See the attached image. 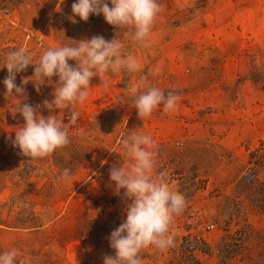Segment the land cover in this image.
Returning a JSON list of instances; mask_svg holds the SVG:
<instances>
[{
	"label": "rangeland",
	"instance_id": "1",
	"mask_svg": "<svg viewBox=\"0 0 264 264\" xmlns=\"http://www.w3.org/2000/svg\"><path fill=\"white\" fill-rule=\"evenodd\" d=\"M74 2L0 0V253L19 249L18 259L31 264L115 257L109 237L126 219L128 200L110 171L127 166L121 141L135 131L153 137L156 170L165 169L186 200L170 225L173 246L145 245L143 264H264V0H159L148 47L102 14L73 20ZM93 36L119 39L141 70L105 74L107 91L93 77L82 105L52 113L70 143L44 158L23 155L13 143L24 123L11 112L19 97L3 84L7 54L25 47L38 62L49 46ZM34 68L17 73L16 84ZM56 80L39 91L29 81L21 103L48 116L43 102L53 99ZM137 82L141 91L177 92V106L142 120L131 95ZM74 110L81 116L71 124ZM65 169L70 181L61 180Z\"/></svg>",
	"mask_w": 264,
	"mask_h": 264
},
{
	"label": "clouds",
	"instance_id": "2",
	"mask_svg": "<svg viewBox=\"0 0 264 264\" xmlns=\"http://www.w3.org/2000/svg\"><path fill=\"white\" fill-rule=\"evenodd\" d=\"M159 11V0H75L72 19L79 16L87 21L90 15L102 14L108 24L119 29H130L131 39L142 47H148ZM75 42L47 47L38 62H34V55L25 47L13 50L6 56L3 67L7 68L8 76L3 84L8 96L19 97V103L13 105L11 112H19L24 119L22 127L15 131L13 143L31 159L47 157L70 143L65 122L52 113L82 105L89 96L93 77H99L107 91L108 81L103 79L105 74L141 70L139 60L125 54L117 38L108 41L102 36H93ZM69 61H75V66L70 65ZM30 64L35 65L34 74L24 78L21 86H18L16 74ZM54 76L58 80L55 81L53 99L43 102L50 112L48 116L40 114L39 106L21 103V99L25 98L23 85L31 81L39 91L42 85L53 83ZM144 87L143 82L131 86L134 107L142 120L150 117L161 105L165 113L177 106V92L165 94L158 86L141 91ZM80 116L79 111H72L71 124H76ZM121 143L129 161L126 167H113L110 180L115 182L117 192L125 190L124 195L128 200L126 219L110 234V247L115 250V257L105 256L104 264H143L140 253L145 245L152 244L159 250L173 246L170 225L174 216L184 210L186 200L181 192L171 186L167 171L163 168L156 170L157 153L152 136L133 131ZM61 180H71L69 169L64 170ZM20 256V250L16 248L2 252L0 264H31L29 257L18 259Z\"/></svg>",
	"mask_w": 264,
	"mask_h": 264
},
{
	"label": "built area",
	"instance_id": "3",
	"mask_svg": "<svg viewBox=\"0 0 264 264\" xmlns=\"http://www.w3.org/2000/svg\"><path fill=\"white\" fill-rule=\"evenodd\" d=\"M253 177V174L250 173L249 175H247V179L250 180Z\"/></svg>",
	"mask_w": 264,
	"mask_h": 264
}]
</instances>
